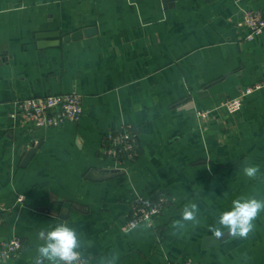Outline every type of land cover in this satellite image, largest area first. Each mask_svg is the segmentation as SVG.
<instances>
[{
    "label": "crops",
    "instance_id": "1",
    "mask_svg": "<svg viewBox=\"0 0 264 264\" xmlns=\"http://www.w3.org/2000/svg\"><path fill=\"white\" fill-rule=\"evenodd\" d=\"M247 9L264 14V0H0V247L23 242L0 264H34L37 234L60 223L93 242L87 264L113 252L117 264H264V212L248 238L204 246L233 200L264 198V85L236 113L197 114L264 84V30L247 39ZM89 27L96 33L63 40ZM42 32L60 43L39 46ZM63 92L82 94L79 122L41 128L10 116L20 98ZM125 125L139 156L91 178L109 174L103 140ZM245 162L259 166L256 179ZM160 194L169 199L154 226L124 231L133 199ZM190 202L200 223L174 229Z\"/></svg>",
    "mask_w": 264,
    "mask_h": 264
},
{
    "label": "built area",
    "instance_id": "2",
    "mask_svg": "<svg viewBox=\"0 0 264 264\" xmlns=\"http://www.w3.org/2000/svg\"><path fill=\"white\" fill-rule=\"evenodd\" d=\"M243 23L248 28L247 39L252 40L264 30V14L260 10L247 9L244 11ZM263 85V83L256 84L213 109L198 110L197 114L207 118L216 108L236 113L242 109L245 97ZM14 106L10 114L12 118H19L22 123L41 128L60 127L67 122H79L84 113L83 96L78 92L23 97L16 100ZM101 153L110 161L108 172L121 171L127 160H134L139 156L140 150L135 130L125 125L118 131L109 132L103 140ZM168 199L165 194H160L155 199L143 195L136 196L131 203L130 214L123 230L130 231L141 225L153 227L156 218L164 211ZM22 200L23 197L19 196L18 201ZM0 209L4 208L0 207ZM22 248L23 242L18 237L4 240L0 247V258L13 259ZM79 264H87L82 254ZM183 264L193 263L191 260H186Z\"/></svg>",
    "mask_w": 264,
    "mask_h": 264
},
{
    "label": "clouds",
    "instance_id": "3",
    "mask_svg": "<svg viewBox=\"0 0 264 264\" xmlns=\"http://www.w3.org/2000/svg\"><path fill=\"white\" fill-rule=\"evenodd\" d=\"M243 173L250 179H256L260 173L258 165L245 162ZM199 207L196 203L186 204L181 212V218L174 220V229L186 228V222L194 225L200 223L197 218ZM264 212V198L255 196L240 197L232 201V209L222 212L215 225L210 228L214 236L219 239L224 235L246 239L254 232V221ZM227 230L225 232L224 230ZM41 243L37 245L34 264H79L82 250L92 247V241L81 238L77 229L67 223H60L38 234ZM118 253H111L100 258V264H117Z\"/></svg>",
    "mask_w": 264,
    "mask_h": 264
},
{
    "label": "water",
    "instance_id": "4",
    "mask_svg": "<svg viewBox=\"0 0 264 264\" xmlns=\"http://www.w3.org/2000/svg\"><path fill=\"white\" fill-rule=\"evenodd\" d=\"M164 1H166V0H164ZM95 33H96L95 27L84 28L82 30H77V31L73 32L72 34L63 37V40L64 41L78 40V39H81L83 36H89V35H93ZM59 36H60L59 32H42L38 35V37L41 39L39 46L45 47V46L56 45V44L60 43V40H58ZM49 38L54 39V40H52V41L46 40ZM37 147L38 146H33L27 151V153L24 157V160H23L24 164H26L31 159L33 154L36 152ZM121 173H124V172H109V174L105 173L104 175H100L99 177H95L92 174H90L91 175L90 177L93 179L101 180V179L111 178V177L117 176L118 174H121ZM225 237H226V235L217 239L215 236H208L204 240V246L212 247V246L216 245L218 242L222 241Z\"/></svg>",
    "mask_w": 264,
    "mask_h": 264
}]
</instances>
